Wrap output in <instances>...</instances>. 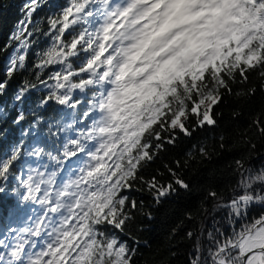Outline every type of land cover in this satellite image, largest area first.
I'll use <instances>...</instances> for the list:
<instances>
[{
  "label": "snow or ice",
  "instance_id": "obj_1",
  "mask_svg": "<svg viewBox=\"0 0 264 264\" xmlns=\"http://www.w3.org/2000/svg\"><path fill=\"white\" fill-rule=\"evenodd\" d=\"M12 7L0 0V264H153L157 210L197 190V157L231 151L240 107L254 118L230 195L202 188L171 255L264 264V0H24L7 25ZM37 89V107L71 114L44 134L24 108ZM182 138L187 158L165 159Z\"/></svg>",
  "mask_w": 264,
  "mask_h": 264
},
{
  "label": "trees",
  "instance_id": "obj_2",
  "mask_svg": "<svg viewBox=\"0 0 264 264\" xmlns=\"http://www.w3.org/2000/svg\"><path fill=\"white\" fill-rule=\"evenodd\" d=\"M24 0H15V7H12L9 11L4 13L5 23L11 25L14 21L21 17V4ZM43 15V13H41ZM4 38H0V44L3 43ZM7 57L0 56V78L3 77L6 68ZM25 77L29 79H34V72L24 71L19 73L13 80L12 87L14 88L17 84L21 82ZM258 82L259 77H254ZM46 94L44 89H37L32 92L28 98L27 104L24 105L26 110L35 111L37 116H42L44 118V123L40 126L41 134L47 133L48 124H54L58 120L70 119V110L63 109L61 106L52 103L43 108L37 107L39 100L42 96ZM230 104L232 107H236L238 102L236 100H231ZM243 114L241 118L233 126L232 131L228 134L227 139L229 140V146L231 151L219 153L213 157L211 163H200L201 158L197 157V163L195 168L199 170V179L197 181L198 188L191 194L182 195L179 199H169L164 203L156 212L157 223L152 225L154 230H150L145 235V238L149 240L151 247L149 248L146 256L149 257L153 264H184L186 257L181 255L179 257H172L171 252L179 247L181 251H187L190 244L188 241L183 240L178 243L179 236L183 235V231L188 228L195 227V225L184 219V214L186 210H192L198 208L204 197V192L202 188L208 186H214L217 190H222L224 195H230L229 185H234L236 178L232 174V160L237 157L238 153L243 151V147L240 143L239 136L250 133V122L254 118L253 114H250V110L247 107H240L239 109ZM231 109L225 110V115L230 113ZM255 115H259L257 110ZM33 117L29 116V122ZM16 135H19L18 131ZM203 139V135L200 136ZM194 140H189L188 138H182L176 147H170L169 152L164 154L165 159L170 157L177 158H187L186 153L190 149ZM254 142L259 146L264 141L258 138ZM213 143V141H209ZM261 152H264V148H261ZM253 164L259 167V160L254 159ZM259 188V186H257ZM150 199V197H146ZM207 206V205H206ZM259 207V206H258ZM257 212L253 211L252 216H256ZM219 218V217H218ZM181 221H183V226H181ZM182 227L183 230L178 233V237H172L170 235L173 228Z\"/></svg>",
  "mask_w": 264,
  "mask_h": 264
},
{
  "label": "clouds",
  "instance_id": "obj_3",
  "mask_svg": "<svg viewBox=\"0 0 264 264\" xmlns=\"http://www.w3.org/2000/svg\"><path fill=\"white\" fill-rule=\"evenodd\" d=\"M207 155V154H206ZM145 235H147V233H145Z\"/></svg>",
  "mask_w": 264,
  "mask_h": 264
}]
</instances>
